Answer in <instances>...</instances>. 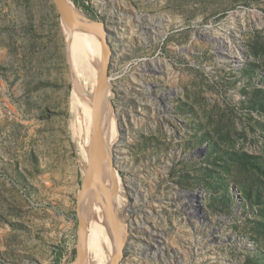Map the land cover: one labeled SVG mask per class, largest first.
I'll list each match as a JSON object with an SVG mask.
<instances>
[{
	"label": "rangeland",
	"instance_id": "rangeland-1",
	"mask_svg": "<svg viewBox=\"0 0 264 264\" xmlns=\"http://www.w3.org/2000/svg\"><path fill=\"white\" fill-rule=\"evenodd\" d=\"M70 1L109 31L118 264H264V0ZM65 31L54 0H0V264L105 251L83 195L79 261L74 132L92 138L94 118Z\"/></svg>",
	"mask_w": 264,
	"mask_h": 264
},
{
	"label": "bare ground",
	"instance_id": "bare-ground-1",
	"mask_svg": "<svg viewBox=\"0 0 264 264\" xmlns=\"http://www.w3.org/2000/svg\"><path fill=\"white\" fill-rule=\"evenodd\" d=\"M64 1L71 15L74 18L80 20H88L73 6L70 0H64ZM133 27H137L139 31L147 30L148 28H150L148 25H142V24H135V25L124 24L123 30L128 31L131 28L133 30ZM64 29H66V31H69V29L71 30L70 31L71 43H70V47L68 48L69 49L68 53L71 59L70 60L71 64L73 66L74 74L76 76L75 82L77 83H75V87H77L78 85L77 91L80 92L82 90L85 99L88 98L87 95H90V100L89 98L87 99V101H89L88 113L90 114L91 117L93 118L95 117L94 120H96V125L101 140V156L99 161H96L93 153L92 138H90V134L87 135L88 136L87 138L86 135L84 136L82 134L80 135L74 132L78 136L77 146L79 150V155L85 161L84 162L86 168L85 172L89 164L92 168L91 176L86 182L83 183V188L82 191L80 192V197L78 201V217L81 222V237H80L81 242H80L79 250L80 252H82V248L84 249V237L86 231V224L84 220V215L82 213V201L84 195L90 208L93 211L94 216L98 217V220L100 222L99 229L103 233V237L101 240L102 243L105 245V251L102 252V256H100L101 258L100 264H113L114 260L117 257L118 241L116 239V234L114 233L113 225L106 215L105 200H106V196L109 197L110 203H112V207L115 210L116 205H120L122 202V196L118 193V191L122 192V188H121V183L114 172H111L112 174H109L107 172L104 173L105 167L103 166L104 167L103 172H102V168H100V164L105 162V164L109 166L107 168L110 169L111 142L116 136L115 119L112 116L111 106L108 102V94H107L108 79H106V82L99 91V93L98 94L96 93V87L99 81L100 70L105 60L104 53L102 51V43H101V41L103 42V40L100 34L96 32H92L91 30L85 29L83 27L74 24L64 23ZM88 82L92 85L90 94L85 93L86 84ZM78 101H76V106H75V117L77 119V122L79 121V117H80V107H79L80 103L79 105H77ZM91 130L92 128L90 129V131ZM112 184L117 185L118 191L113 188ZM101 186L105 188L104 191H102ZM188 196L190 198L198 197L197 193L195 192L188 193ZM120 228L123 227H121L120 225ZM122 232L125 233L124 231ZM122 232L120 231L121 238L124 237ZM90 247L93 248V250H97L98 248V246L96 247L94 243L91 244Z\"/></svg>",
	"mask_w": 264,
	"mask_h": 264
},
{
	"label": "water",
	"instance_id": "water-1",
	"mask_svg": "<svg viewBox=\"0 0 264 264\" xmlns=\"http://www.w3.org/2000/svg\"><path fill=\"white\" fill-rule=\"evenodd\" d=\"M57 10L61 16V19L64 23L66 24H74L80 27H83L85 29L91 30L92 32H96L98 34H100V36L102 37V51L104 53V62L102 65V68L100 70V74H99V81H98V85L96 87V93L98 94L99 91L101 90V88L104 86L106 79H107V70H108V63L110 60V49H109V45H108V39H107V33L109 32L105 25L102 22H96V21H90V20H80L77 18H74L65 1L64 0H54ZM95 118V117H94ZM92 146H93V153H94V157L96 159V161H99L100 156H101V140H100V135L98 132V128L96 125V120H94V126H93V136H92ZM91 172H92V168L90 166V164L87 167L86 173H85V179L84 182H86L89 177L91 176ZM102 191L105 190V188L103 186H101ZM105 211H106V215L108 217V219L110 220V222L113 225L114 228V233L116 234V239L118 241V245H117V257L114 260L113 264H118L120 258L122 257V238L120 235V231L121 228L118 224L117 218H116V213L114 208L112 207V203H110L109 197L106 196V200H105ZM84 249L82 248V252L81 255L79 257V260H83L84 258Z\"/></svg>",
	"mask_w": 264,
	"mask_h": 264
}]
</instances>
